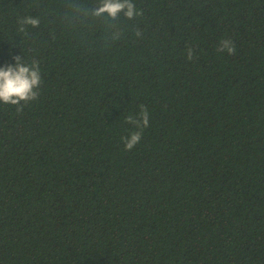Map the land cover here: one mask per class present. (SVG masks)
<instances>
[{"label":"trees","instance_id":"1","mask_svg":"<svg viewBox=\"0 0 264 264\" xmlns=\"http://www.w3.org/2000/svg\"><path fill=\"white\" fill-rule=\"evenodd\" d=\"M101 3L0 0V66L43 80L0 104V264H264V0Z\"/></svg>","mask_w":264,"mask_h":264},{"label":"clouds","instance_id":"2","mask_svg":"<svg viewBox=\"0 0 264 264\" xmlns=\"http://www.w3.org/2000/svg\"><path fill=\"white\" fill-rule=\"evenodd\" d=\"M121 13L128 19H133L135 16L142 14L140 9H137L132 3V0H102L99 7L93 10L94 16H107L111 19H116ZM37 18L27 16L19 21L20 30H24V25L38 26ZM137 36L141 33L137 31ZM218 52H227L232 55L236 51L233 39L225 37L221 38L217 49ZM195 55L192 47L186 48V60H191ZM14 63L0 66V104L15 106L17 111H21L26 104L36 101L40 95V87L43 83L39 63L33 61L31 64H26L20 55L13 57ZM138 114H130L125 117L128 124L134 126L127 136L121 137V142L126 151L131 150L137 145L145 128L149 126V112L145 105L139 106Z\"/></svg>","mask_w":264,"mask_h":264}]
</instances>
